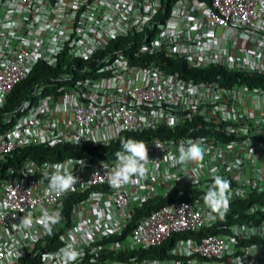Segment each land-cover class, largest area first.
Segmentation results:
<instances>
[{
    "label": "built area",
    "instance_id": "obj_1",
    "mask_svg": "<svg viewBox=\"0 0 264 264\" xmlns=\"http://www.w3.org/2000/svg\"><path fill=\"white\" fill-rule=\"evenodd\" d=\"M160 2L0 0V264H62L59 250L68 244L82 253L73 264H264V216L258 221L230 222L219 233L197 235L214 227L223 210L214 212L203 198L171 201L136 219L121 240L112 237L143 201L174 187L180 193L203 190L213 176L220 175L230 183L229 202L242 196L248 182L264 191V88L181 79L156 66L132 67L118 51L107 49L119 36L152 29ZM182 10L189 18L191 12H199L205 30L220 28L225 40L244 42L238 55L209 50L206 57H200L195 40L181 32L185 22L172 20ZM152 41L173 53H184L190 62L203 67L219 61L247 72L256 67L264 70V0H178ZM146 49L142 45L135 55ZM91 58L100 63L97 72L111 74L59 84L53 94L42 91L48 83H36L31 94L12 110H5L12 88L37 63L55 66ZM129 71L133 77L126 74ZM140 74L143 82L136 84ZM68 78L65 72L57 77L60 81ZM191 118L215 124L204 126L211 129L204 134L144 140L150 160L147 174L133 177L134 182L118 189L109 185L107 174L116 166L115 154L122 148L94 160L77 158L85 162L83 167L72 157L42 162L25 158L2 171L1 162L24 146L108 143L124 131L158 125L171 128ZM230 134L237 139L225 141ZM189 139L203 141V168L173 160L179 156L181 142ZM68 160L74 161L71 168L81 183L63 194L50 191L52 170L45 165ZM87 190V199L64 213V197ZM45 210L61 212V221L51 232L40 222ZM255 211L264 212V204L245 210L247 214ZM29 214L31 227H12ZM190 232L195 235H184ZM171 237L175 239L168 256L162 258L119 259L113 255L137 246L159 245ZM10 250H20L22 257H9Z\"/></svg>",
    "mask_w": 264,
    "mask_h": 264
},
{
    "label": "trees",
    "instance_id": "obj_2",
    "mask_svg": "<svg viewBox=\"0 0 264 264\" xmlns=\"http://www.w3.org/2000/svg\"><path fill=\"white\" fill-rule=\"evenodd\" d=\"M178 0H161L160 7L154 14V27L150 30H146L144 33H129L125 36H119L111 41L107 49L111 51H118L124 56L128 64L132 67H158L159 69L176 74L181 79H188L193 81H216L221 85H229L231 83H241L246 86H255L264 88V70L260 67L254 68L251 72H247L240 68H230L223 65L219 61L209 62L206 66L196 65L190 62V59L185 57L184 53L171 52L165 49L164 45H156L152 39L158 32V26L163 25L166 19L173 13L175 4ZM200 3H208L210 0H198ZM145 45L147 49L145 51L138 52V49ZM106 50V49H105ZM103 50V52L105 51ZM110 51V52H111ZM100 63L94 61L92 58L88 60H75L67 62V64L57 63L55 66H50L46 63H37L33 68L28 71V74L23 80L17 83L6 98L5 110H12L23 98L31 94L35 89L34 85L45 84L49 85L43 88L42 91L46 94H53L57 92L59 84L72 83L77 78H96L98 76H109L110 71H99ZM60 72H65L70 75V78L66 81H60L57 79ZM215 123H210L199 118H191L189 122L177 124L174 127L168 128L164 126H155L149 130L139 131H124L108 143H91L84 142L82 144H67L57 143L54 146L46 144L24 146L17 149L13 156L6 157L5 161H2V171L7 165L17 166L25 158H30L36 162H42L44 160L52 161L62 159L65 157H72L74 159L82 156H88L91 160L106 155H113L114 151L121 148V140L125 138H132L137 141H144L153 138H172L176 139L185 135H198L204 134ZM237 137L230 134L224 137L225 141L236 140ZM249 180V178H247ZM228 180V179H226ZM213 183V180L209 181L208 186L203 189H185L179 192L178 187H174L172 191L154 196L143 201L134 210L133 215L128 220V223L124 228L112 235L116 240H121L126 234H128L135 224L136 219L140 216L174 200H193L195 198H203L208 187ZM236 184V183H232ZM88 190L84 193L73 192L64 197V213L78 201L86 200ZM264 204V191L257 189L250 182L245 184V190L242 196H238L229 202L228 208H223L220 211L219 218L216 221L214 227L205 229L197 235H206L209 233H219L224 230L226 225L233 221H245L254 220L258 221L259 217L264 216V212L255 211L252 214L245 212L246 208L253 204ZM223 213V215H221ZM186 236H194L195 233H186ZM174 237H171L159 245L144 247H133L122 251H116L113 255L116 258L124 259L128 256H136L138 260L143 258H162L168 256L167 250L172 246ZM50 245V244H49ZM48 245V247H50ZM134 264H140L138 261H134Z\"/></svg>",
    "mask_w": 264,
    "mask_h": 264
},
{
    "label": "clouds",
    "instance_id": "obj_3",
    "mask_svg": "<svg viewBox=\"0 0 264 264\" xmlns=\"http://www.w3.org/2000/svg\"><path fill=\"white\" fill-rule=\"evenodd\" d=\"M174 119V118H173ZM122 151L116 152L117 164L113 168L111 173H108L109 185L118 189L129 183L134 182L133 177H144L147 174V164L150 162L148 145L143 141H137L132 138L122 139L121 142ZM158 147V146H157ZM179 156L173 157V160L179 164L194 163L200 168L204 167V159L206 156V148L202 140L189 139L185 142H181L179 146ZM73 160H68L62 163H54L45 165V167L52 170L50 176L49 189L57 194H63L68 191H74L75 186L81 183L71 168ZM75 164L78 166H85L83 160H76ZM180 178V177H179ZM178 178V180H179ZM213 183L208 187L204 194V202L214 212L218 211L223 207L225 210L229 206V192L230 183L228 180L220 175H215L212 178ZM99 195L93 193V196ZM187 207V206H185ZM223 215V213H221ZM61 212L44 211L41 218V223L45 225L49 232H51L53 226L57 225L61 221ZM33 224L31 214L23 216L19 225H13V228H19L21 226L28 228ZM9 257L15 256L17 259L22 257L21 251H9L7 253ZM59 255L62 258V264H73L82 253L77 251L72 244H68L66 247L59 250ZM153 264H159L158 261H154ZM195 264V262H190Z\"/></svg>",
    "mask_w": 264,
    "mask_h": 264
},
{
    "label": "crops",
    "instance_id": "obj_4",
    "mask_svg": "<svg viewBox=\"0 0 264 264\" xmlns=\"http://www.w3.org/2000/svg\"><path fill=\"white\" fill-rule=\"evenodd\" d=\"M187 11L182 10L181 14L176 15L172 20L185 22L182 23V33L186 39H194L195 43L199 47V52L197 53L200 57H206L209 50L211 52L217 53L218 51H223L228 48V45H225L224 32L218 34L215 31H207L201 27L202 19L199 12H191V18L187 16ZM175 31V30H173ZM209 32V33H207ZM212 35L211 39H208V36ZM206 38V42L205 41ZM214 49V50H213Z\"/></svg>",
    "mask_w": 264,
    "mask_h": 264
},
{
    "label": "rangeland",
    "instance_id": "obj_5",
    "mask_svg": "<svg viewBox=\"0 0 264 264\" xmlns=\"http://www.w3.org/2000/svg\"><path fill=\"white\" fill-rule=\"evenodd\" d=\"M221 32V29L220 28H216L215 29V33L218 34ZM244 42L240 41V40H236L235 42H231L230 40H226L225 41V45L227 46L228 45V48H226L225 50H223V54L225 56H237L238 55V48L240 46L243 45ZM231 64V63H229ZM235 66H240V64H236L235 63ZM129 75V77H133L134 76V72L133 71H129L128 73H126ZM132 80V79H131ZM143 82V76L142 74L138 75V77H136L135 79V83L136 84H141ZM122 85H126V83L123 81L121 83Z\"/></svg>",
    "mask_w": 264,
    "mask_h": 264
}]
</instances>
